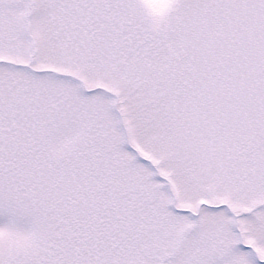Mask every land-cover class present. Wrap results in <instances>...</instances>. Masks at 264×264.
Here are the masks:
<instances>
[{
	"label": "snow or ice",
	"instance_id": "snow-or-ice-1",
	"mask_svg": "<svg viewBox=\"0 0 264 264\" xmlns=\"http://www.w3.org/2000/svg\"><path fill=\"white\" fill-rule=\"evenodd\" d=\"M0 264H264V0H0Z\"/></svg>",
	"mask_w": 264,
	"mask_h": 264
}]
</instances>
